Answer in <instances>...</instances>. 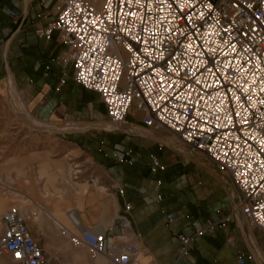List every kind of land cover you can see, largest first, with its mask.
I'll list each match as a JSON object with an SVG mask.
<instances>
[{
	"label": "crops",
	"instance_id": "1",
	"mask_svg": "<svg viewBox=\"0 0 264 264\" xmlns=\"http://www.w3.org/2000/svg\"><path fill=\"white\" fill-rule=\"evenodd\" d=\"M56 15L57 0H0V83L32 118L49 125L61 155L11 172L12 202L1 200L25 214L46 259L121 264L113 258L123 256L130 243L139 250L127 264H238L240 255L246 264H264V237L238 211L229 177L171 132L145 129L135 106L127 125L110 124L98 96L73 83L58 34L35 35L53 25ZM150 156L164 166L162 173H150ZM123 216L130 228L120 232ZM227 216L228 222L194 239L180 257L177 235H191L192 222L217 223ZM83 233L109 236L113 257L73 245Z\"/></svg>",
	"mask_w": 264,
	"mask_h": 264
},
{
	"label": "built area",
	"instance_id": "2",
	"mask_svg": "<svg viewBox=\"0 0 264 264\" xmlns=\"http://www.w3.org/2000/svg\"><path fill=\"white\" fill-rule=\"evenodd\" d=\"M53 32L73 83L98 96L110 124L127 125L135 106L145 129L169 131L203 154L230 178L238 211L264 237V0H57L53 25L35 35ZM149 163L151 174L164 171L156 156ZM229 219L192 222L191 235L176 237L180 257ZM119 221L120 232L130 228L125 216ZM0 225V255L14 264H52L19 208L3 213ZM110 241L83 233L71 243L111 258ZM138 250L127 243L113 259L127 264ZM238 264H246L243 255Z\"/></svg>",
	"mask_w": 264,
	"mask_h": 264
},
{
	"label": "rangeland",
	"instance_id": "3",
	"mask_svg": "<svg viewBox=\"0 0 264 264\" xmlns=\"http://www.w3.org/2000/svg\"><path fill=\"white\" fill-rule=\"evenodd\" d=\"M47 124H41L28 114L26 108L11 95L10 88L0 83V217L16 205L2 204L10 197V173L24 170L22 164L47 157L58 160L61 155L55 148V140ZM45 128V129H44ZM3 209V210H2ZM2 210V211H1ZM0 225V234H1ZM34 238V236L32 235ZM35 240V238H34ZM0 264H14L9 256L0 255Z\"/></svg>",
	"mask_w": 264,
	"mask_h": 264
},
{
	"label": "bare ground",
	"instance_id": "4",
	"mask_svg": "<svg viewBox=\"0 0 264 264\" xmlns=\"http://www.w3.org/2000/svg\"><path fill=\"white\" fill-rule=\"evenodd\" d=\"M1 206H2V205L0 204V209H1Z\"/></svg>",
	"mask_w": 264,
	"mask_h": 264
}]
</instances>
